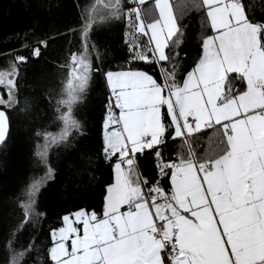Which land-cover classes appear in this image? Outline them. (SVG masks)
<instances>
[{"label": "snow or ice", "instance_id": "1", "mask_svg": "<svg viewBox=\"0 0 264 264\" xmlns=\"http://www.w3.org/2000/svg\"><path fill=\"white\" fill-rule=\"evenodd\" d=\"M130 4L122 9V0H95L84 35L98 19V6L114 9L128 24L130 61L158 68L162 80L131 67L104 73L109 96L102 157L113 179L102 214L81 209L63 215L50 230L48 264H264V11L261 18L250 14L245 0H192L206 34L198 59L184 68L179 49L186 28L171 0H152L151 12L149 0ZM46 47L41 41L31 49L33 57L40 58ZM27 63L26 56L16 55L9 69L0 70L9 101L20 65ZM70 68L68 98L60 102L67 106L59 117L62 131L36 133L45 141L36 155L47 170L19 201L23 219L17 232L46 215L37 204L54 177L49 147L69 143L73 131H81L72 105L99 68L86 45L71 55ZM8 119L0 110V143ZM169 142L180 149L166 160ZM145 155L154 158L158 172L151 182L139 167ZM9 248L10 264H28L35 242L17 250L10 240Z\"/></svg>", "mask_w": 264, "mask_h": 264}, {"label": "trees", "instance_id": "2", "mask_svg": "<svg viewBox=\"0 0 264 264\" xmlns=\"http://www.w3.org/2000/svg\"><path fill=\"white\" fill-rule=\"evenodd\" d=\"M127 1L122 0V9ZM171 2L186 28L179 51L183 67L189 68L198 59L201 37L206 34L201 30L203 18L193 11L192 0ZM94 3L95 0H0V70L9 69L16 55L28 58L27 64L20 65L14 106L0 104V110L9 118L6 139L0 143V264H10V240L17 250L34 241L28 264H48L49 233L60 226L63 215L81 209L101 214L106 186L113 179L112 168L102 157V123L109 96L104 73L131 67L162 80L158 68L128 60L125 20L110 18L114 9L98 6V19L84 35ZM245 3L250 14L262 17L261 0ZM41 41H46L47 47L40 58H34L31 49ZM85 45L99 71H93L89 85L72 105V117L81 125V131H73L69 143L49 147L47 163L54 177L45 182L37 204L38 211L46 215L39 223L17 232L23 219L19 201L26 199L27 186L47 170L36 155L37 145L45 141L36 133L58 135L62 131L59 117L67 106L60 102L68 98L71 55L82 53ZM1 94L5 98L4 91ZM179 149L178 142H169L164 149L165 159H175ZM139 167L150 182L157 178L151 155L140 157ZM161 183L168 188L167 178Z\"/></svg>", "mask_w": 264, "mask_h": 264}, {"label": "crops", "instance_id": "3", "mask_svg": "<svg viewBox=\"0 0 264 264\" xmlns=\"http://www.w3.org/2000/svg\"><path fill=\"white\" fill-rule=\"evenodd\" d=\"M152 2V0H149V4ZM152 6L153 7H150L149 8V12H151V11H153V9H154V5L152 4ZM116 18L115 20H120L121 18H119V14H117V15H112V16H110V18ZM105 78V77H104ZM105 84H106V81H105ZM106 88H107V91H108V94H109V89H108V87H107V85H106ZM5 93V92H4ZM0 94H1V92H0ZM1 96H2V94H1ZM0 96V97H1ZM2 98H3V96H2ZM6 98H7V94L5 93V98H3V100H6ZM15 99L14 100H12L11 102H10V104L11 105H9V104H3V105H5L6 107H8V108H11L12 106H14V104H15ZM167 183H168V187H170V185H169V182H168V180H167ZM102 210H103V208H102ZM101 214H102V211H101Z\"/></svg>", "mask_w": 264, "mask_h": 264}, {"label": "built area", "instance_id": "4", "mask_svg": "<svg viewBox=\"0 0 264 264\" xmlns=\"http://www.w3.org/2000/svg\"><path fill=\"white\" fill-rule=\"evenodd\" d=\"M127 7H131V4H130V0H128L127 1V6H126V8ZM125 20V19H124ZM127 34H128V24H127V21L125 20V38H126V36H127ZM127 46V45H126ZM126 51H127V57H128V60L130 61V52H129V49H128V47H126Z\"/></svg>", "mask_w": 264, "mask_h": 264}, {"label": "rangeland", "instance_id": "5", "mask_svg": "<svg viewBox=\"0 0 264 264\" xmlns=\"http://www.w3.org/2000/svg\"><path fill=\"white\" fill-rule=\"evenodd\" d=\"M147 7H148V10H149L150 7H153V6H152V2H151ZM1 91H4V92L7 94V91H6L5 89L0 88V92H1ZM0 96H1V94H0ZM1 97H2V96H1ZM14 97H15V92H14ZM14 99H15V98H14ZM4 101H6L7 104L11 105V104H10L11 101H9L8 94H7V98H6V100H4ZM7 130H8V129H7Z\"/></svg>", "mask_w": 264, "mask_h": 264}]
</instances>
